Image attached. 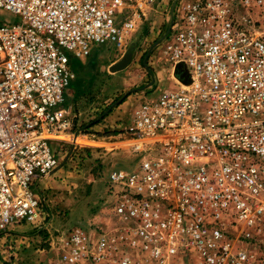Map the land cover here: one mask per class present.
<instances>
[{
	"label": "built area",
	"instance_id": "1",
	"mask_svg": "<svg viewBox=\"0 0 264 264\" xmlns=\"http://www.w3.org/2000/svg\"><path fill=\"white\" fill-rule=\"evenodd\" d=\"M156 1L0 0L20 16L0 21V231L41 220L33 189L78 135L65 107L73 59L121 48ZM254 6L264 15V0ZM178 11L162 51L190 81L138 104L123 129L138 161L107 173L113 214L130 223L95 238L72 227L64 264H264V35L227 0Z\"/></svg>",
	"mask_w": 264,
	"mask_h": 264
},
{
	"label": "rangeland",
	"instance_id": "2",
	"mask_svg": "<svg viewBox=\"0 0 264 264\" xmlns=\"http://www.w3.org/2000/svg\"><path fill=\"white\" fill-rule=\"evenodd\" d=\"M189 1L157 0L145 10L121 48L106 42L93 47L92 53L82 59L81 67L85 68L79 73L75 97L66 93L65 102V106H73L77 111L78 122L74 120L72 131L78 130V135H68L56 148L61 150L59 165L65 164V170L74 176L54 179L56 187L41 189L40 183L34 187L44 197L40 204L41 220H22L0 231V264H64L61 251L72 227L113 231L130 223L126 217L113 214L115 202L108 193L107 173L113 168L131 170L139 158L124 142L127 137L123 129L132 122L128 118L130 103L136 108L142 100L156 97L163 89L177 88L162 43L168 39L165 34L171 17H177L178 7ZM244 1L227 0L234 18L254 34L264 35L262 8L254 6L255 0ZM19 17L0 9V21H18ZM131 47L129 63L121 70L110 71L109 67ZM110 123L117 129L110 131ZM55 147L51 144L52 149ZM74 203L77 211L72 208Z\"/></svg>",
	"mask_w": 264,
	"mask_h": 264
},
{
	"label": "crops",
	"instance_id": "3",
	"mask_svg": "<svg viewBox=\"0 0 264 264\" xmlns=\"http://www.w3.org/2000/svg\"><path fill=\"white\" fill-rule=\"evenodd\" d=\"M80 61H82V60H80ZM169 67V66H168ZM85 67H78L77 68V70L75 71V79L70 83L71 84V86L68 88V91H67V95L68 96H74L75 97V95H74V93H76V89H78V84H77V82H78V79H79V73H80V71L82 70V69H84ZM170 68V67H169ZM70 89V90H69ZM67 100H68V97H67ZM130 107H128V109L129 108H132L131 109V114H130V116L128 117L129 118V120H130V118L132 119V114H133V111H134V106H135V104H133V103H130V105H129ZM66 107V110L70 113V115H72L73 116V118H74V120L76 119V121L78 122V117H77V111H74L73 109V106L72 107H69V106H65ZM130 110V109H129ZM81 114H78V116H80ZM112 117V115L110 114L109 116H107V118H108V120L110 121L111 118ZM107 118H106V120H107ZM127 118V119H128ZM105 119V118H104ZM76 123V122H75ZM97 123L98 122H96V124L94 123L93 124V126H95V125H97ZM109 126H110V128H109V130L110 131H112V130H114V129H117L116 127H112L111 125V123L110 124H108ZM93 126H90V128H92ZM118 127V126H117ZM119 128V127H118ZM64 145V144H63ZM61 151V150H60ZM60 151H57V155L59 156L60 155ZM118 161V160H117ZM65 164H62V165H59L58 164V168H56L54 171H52L51 173H49V174H47V175H45V176H43L39 181H38V183H40V185H41V189H44V188H48V187H52V186H54V187H56L57 186V183L55 182V180L54 179H56V178H60L61 176H66V177H72V176H74V174L72 173V172H69V171H66L65 169V166H64ZM72 208L74 209H76V211H77V206H76V203H74V205L72 206ZM73 212V211H72ZM73 214H75V213H73ZM75 219H76V217H74ZM108 220H106V222H107ZM101 224V223H100ZM99 231V230H98ZM97 230H92L91 231V234L94 236V238L96 237V234H97V232H98ZM103 231H104V229H103Z\"/></svg>",
	"mask_w": 264,
	"mask_h": 264
},
{
	"label": "water",
	"instance_id": "4",
	"mask_svg": "<svg viewBox=\"0 0 264 264\" xmlns=\"http://www.w3.org/2000/svg\"><path fill=\"white\" fill-rule=\"evenodd\" d=\"M131 56H132V47L128 51H126V53L123 55V57L120 60L113 63L109 67L110 71L115 72L123 69L129 63ZM173 74L176 78H178L180 81H182L185 84L190 81L188 73L186 72L182 64H179L175 67Z\"/></svg>",
	"mask_w": 264,
	"mask_h": 264
},
{
	"label": "trees",
	"instance_id": "5",
	"mask_svg": "<svg viewBox=\"0 0 264 264\" xmlns=\"http://www.w3.org/2000/svg\"><path fill=\"white\" fill-rule=\"evenodd\" d=\"M92 53V52H91ZM93 60L92 59H90V62H92ZM76 62V63H75ZM72 68H73V70L74 71H76L77 70V68L78 67H81L82 66V61H80V60H77V61H72ZM71 86V84L69 85V87Z\"/></svg>",
	"mask_w": 264,
	"mask_h": 264
},
{
	"label": "bare ground",
	"instance_id": "6",
	"mask_svg": "<svg viewBox=\"0 0 264 264\" xmlns=\"http://www.w3.org/2000/svg\"><path fill=\"white\" fill-rule=\"evenodd\" d=\"M171 73H172V69H171ZM179 83H181L182 84V86H184L185 85V83H183L182 81H180L178 78L176 79ZM68 137V136H67Z\"/></svg>",
	"mask_w": 264,
	"mask_h": 264
}]
</instances>
